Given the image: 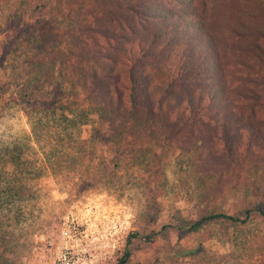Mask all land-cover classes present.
<instances>
[{
    "label": "trees",
    "instance_id": "1",
    "mask_svg": "<svg viewBox=\"0 0 264 264\" xmlns=\"http://www.w3.org/2000/svg\"><path fill=\"white\" fill-rule=\"evenodd\" d=\"M42 7L64 9L63 18L29 17ZM262 7L264 0H0V37L18 29L2 44L0 114L19 106L32 130L0 148V264L10 243L3 225L12 221L2 219L21 221L49 173L65 185L106 183L114 175L99 152L107 142L120 151L127 139L132 146L140 141L143 161L158 160L156 140L182 141L184 130L218 115L227 164L244 177L238 140L245 125L248 138L255 128L240 113L248 106L241 100L258 95L264 29L252 22V9ZM85 125L89 138L82 136ZM250 189L229 211L206 204L199 218L179 226L180 239L213 221L264 219V176Z\"/></svg>",
    "mask_w": 264,
    "mask_h": 264
},
{
    "label": "rangeland",
    "instance_id": "2",
    "mask_svg": "<svg viewBox=\"0 0 264 264\" xmlns=\"http://www.w3.org/2000/svg\"><path fill=\"white\" fill-rule=\"evenodd\" d=\"M61 12L64 13V9ZM61 12L53 7H42L29 17L62 19ZM252 12L258 14L253 16L252 22L264 29V10L254 8ZM17 31L11 28L0 37V56L3 41ZM260 54L264 58V40ZM2 71L0 65V74ZM260 71L262 76L254 87L258 95L254 93V98L241 100L248 106L240 113L255 128L248 138L250 130L245 125L238 140V150H243L246 157L244 177L227 164L216 127L218 115L184 130L182 141L176 138H172L175 142L169 138L156 140L158 160L148 156L143 161V155L136 151L140 141L132 146L127 144L132 140L127 139L121 143L120 151L117 145L107 142L99 152L104 154L106 168L114 175L106 183L93 187L65 185L49 173L38 183L39 191L34 200L24 205L21 221L12 215L2 219L12 220L3 225L8 243L10 241L5 264H24V257L30 254L37 233L71 209L81 214L87 211V206L97 218L105 215L109 218V224L103 227L105 235L98 241L104 245L103 264H121L130 247L131 255L124 264H264V246L259 241L264 219L254 218L248 225L213 221L197 232L186 233L182 239L179 237V226L199 218L206 204L219 205L229 211L243 191L251 192L252 181L264 176V67ZM78 78L74 71L73 83L81 91ZM82 130L83 138H89L91 126L85 125ZM30 135L31 123L24 110L14 105L2 111L0 148L11 145L15 137L22 139ZM196 139L191 149H183L184 144ZM166 225L168 230L163 231ZM133 232L140 235L129 242ZM146 234L153 238L146 239L143 236Z\"/></svg>",
    "mask_w": 264,
    "mask_h": 264
},
{
    "label": "built area",
    "instance_id": "3",
    "mask_svg": "<svg viewBox=\"0 0 264 264\" xmlns=\"http://www.w3.org/2000/svg\"><path fill=\"white\" fill-rule=\"evenodd\" d=\"M90 211V206L81 214L71 209L37 233L24 264H103L104 245L98 241L105 235L103 227L109 224V218H97Z\"/></svg>",
    "mask_w": 264,
    "mask_h": 264
}]
</instances>
